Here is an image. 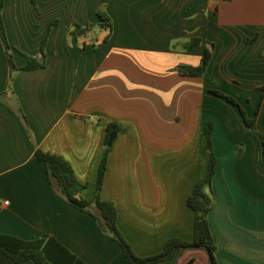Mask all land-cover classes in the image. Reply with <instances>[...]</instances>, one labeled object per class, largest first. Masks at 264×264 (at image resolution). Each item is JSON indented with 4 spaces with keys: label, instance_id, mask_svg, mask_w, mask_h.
Here are the masks:
<instances>
[{
    "label": "crops",
    "instance_id": "1",
    "mask_svg": "<svg viewBox=\"0 0 264 264\" xmlns=\"http://www.w3.org/2000/svg\"><path fill=\"white\" fill-rule=\"evenodd\" d=\"M102 7L113 22L107 41L97 26ZM2 18L18 67L25 55H40L51 22L59 23L46 66L18 72L12 91L0 39V233L54 239L60 247L53 248L85 264H130L92 214L55 190L35 153L67 159L79 195L92 201L115 125L101 198L115 204L120 232L140 257L162 252L174 237L192 241L188 198L199 176L200 136L212 122L216 260L264 264V99L249 126L238 106L212 93L234 97L255 117L264 97V0H37V8L5 0ZM211 44L202 77L178 72L199 66ZM187 259L210 264L203 249L184 251L176 264ZM0 264L16 262L0 251Z\"/></svg>",
    "mask_w": 264,
    "mask_h": 264
},
{
    "label": "trees",
    "instance_id": "2",
    "mask_svg": "<svg viewBox=\"0 0 264 264\" xmlns=\"http://www.w3.org/2000/svg\"><path fill=\"white\" fill-rule=\"evenodd\" d=\"M31 1L35 8H37V0ZM4 4L5 0H0V39L10 70L9 91H12V83L18 72L32 71L46 66V45L52 28L59 23V20L51 22L49 29L43 38L40 55L31 56L24 54L27 58V63L23 67H18L14 61V48L9 43L2 18ZM98 16L100 17L101 22L97 26L108 32L103 38L104 41H107L113 30L112 19L103 7L98 10ZM74 26L76 29H80L81 27L79 24ZM198 43L199 40L195 39L192 45H197ZM212 47L213 44H211L210 49L206 50L199 66L180 65L177 69L178 72L181 75L202 77L212 56ZM260 89L264 93V86ZM212 93L225 98L230 103L238 106L249 126L256 123L264 97H262L259 102L255 117L249 119L242 106L234 97L219 90H212ZM5 95L6 93L1 94L0 99H4ZM14 109L22 121L27 125V118L21 107L18 104H15ZM213 131L214 124L212 122H207L200 136L199 176L192 194L188 198V205L195 214L193 240L186 241L176 237L171 238L166 242L162 252L147 257L138 256L120 232L118 228V211L115 204L101 198V191L108 164V156L112 148V146H108V141L113 132L116 134L120 132L115 125L108 126L106 149L99 167L97 185L92 201H88L79 195L81 185L71 163L67 159L57 154L44 152L39 148L36 149L35 153L38 160L45 166L48 179L51 181L55 190L72 206L92 214L99 229L120 245L124 256L130 264H176L178 256L180 257L182 253L188 249H204L210 257V263L218 264L215 257L217 246L214 242L209 224V214L215 206L212 181L216 172L217 163L212 139ZM53 245H56L55 247H57V245L60 247V244L54 239L48 241H25L15 236L0 233V251L11 257L16 264H85L66 251V249L64 250V247L53 248ZM59 249L66 251L64 252L66 254L60 252L61 250Z\"/></svg>",
    "mask_w": 264,
    "mask_h": 264
},
{
    "label": "water",
    "instance_id": "3",
    "mask_svg": "<svg viewBox=\"0 0 264 264\" xmlns=\"http://www.w3.org/2000/svg\"><path fill=\"white\" fill-rule=\"evenodd\" d=\"M115 138H116V133L113 132V133L111 134L110 138H109V141H108V146H109V147L112 146V144H113ZM178 258H179V256H178Z\"/></svg>",
    "mask_w": 264,
    "mask_h": 264
},
{
    "label": "rangeland",
    "instance_id": "4",
    "mask_svg": "<svg viewBox=\"0 0 264 264\" xmlns=\"http://www.w3.org/2000/svg\"><path fill=\"white\" fill-rule=\"evenodd\" d=\"M99 29V28H98ZM100 30V29H99ZM99 30H97L98 32H99ZM189 250V249H188ZM204 250V249H203ZM206 251V250H205ZM208 254V253H207ZM209 256V255H208ZM209 259H210V257H209ZM190 260L189 259H187L186 261H185V264H194V261H192V262H189ZM210 261V260H209ZM196 264H201L200 262L199 263H196ZM211 264V263H210Z\"/></svg>",
    "mask_w": 264,
    "mask_h": 264
}]
</instances>
